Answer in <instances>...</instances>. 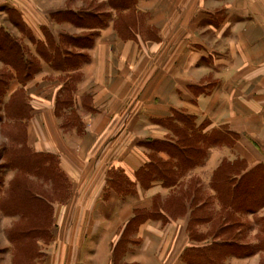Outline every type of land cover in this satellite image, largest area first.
Wrapping results in <instances>:
<instances>
[{"label": "crops", "instance_id": "1", "mask_svg": "<svg viewBox=\"0 0 264 264\" xmlns=\"http://www.w3.org/2000/svg\"><path fill=\"white\" fill-rule=\"evenodd\" d=\"M0 1L33 46L35 61L19 65L33 73L15 85L26 101L24 147L54 158L69 185L61 208L51 205L40 263L188 264V251L222 245L210 236L215 219L194 217L188 193L204 190L211 210L225 214L212 187L218 169L264 181L263 0L218 9L204 4L220 0H135L124 10L108 0ZM178 117L195 132L183 133ZM183 134L220 140L194 144L203 159L171 184L143 179L156 163L177 170L169 150L186 145ZM172 200L179 206L171 211ZM233 216L237 240L227 243L240 250L216 264H264V202ZM225 222L223 234L231 231Z\"/></svg>", "mask_w": 264, "mask_h": 264}, {"label": "rangeland", "instance_id": "2", "mask_svg": "<svg viewBox=\"0 0 264 264\" xmlns=\"http://www.w3.org/2000/svg\"><path fill=\"white\" fill-rule=\"evenodd\" d=\"M1 3L3 2L0 1V50L12 46L19 51V61H23L25 58L27 63L35 61L28 53V49H32L33 46L30 45L28 40L22 39L18 31L8 24L14 16L4 7V4ZM208 3L210 2H205V8L218 9L227 6L226 3H228V0ZM258 3L264 7L261 2ZM93 7L91 10L94 11ZM208 44L210 47H214L221 51V42L208 40ZM21 45L23 49H25L24 52L26 56H21L20 54V52H22ZM16 60V57L12 54L7 55L6 52L0 53V264H41L39 260L40 248L42 249L43 243H47L51 238V219L49 210H46V206L43 205L44 210H42L41 216L46 223L44 226L45 231L42 233L40 232L39 236L36 233L37 235L34 237L31 234L30 236L28 235L29 237H25V231L32 227L36 218L30 216L34 208H31V204L29 205L26 201L27 199L25 198L23 190L29 189L30 192L36 195H51L52 199L49 200V204H53V206L58 209L61 208L62 203H65L66 200L60 202L54 199L49 183H44L40 177L36 176L33 168H31V161L29 160L31 154L24 147L25 132L22 118L27 113L25 109V95L23 90L15 87L16 82L22 83L24 79L23 73L19 70V65ZM14 90L15 92L12 94ZM48 168H51V166ZM235 170L236 172L238 171L237 168ZM221 176L223 177V175L218 174V177ZM219 186L221 192L223 189L225 190L224 187L222 188V184ZM244 186L243 184L238 192L243 191ZM192 188L194 189L193 186L190 187L191 191L188 193V196H191ZM196 194L198 199L192 203V209L195 211L194 217H199L203 220L207 218V215H210L211 218L215 219L210 236H220V238L225 241L228 239L231 240L234 235L236 236L237 233L234 228L231 229L229 233L218 234V231H220V229L222 230L223 225V222H221L222 220L218 218L222 213L216 214L214 210H211L213 209L212 204L210 200L206 198L204 190L197 189ZM222 194L225 196L223 200L226 203H230L231 198H228L224 193ZM204 204H206V206L205 208L202 206V212H200L201 210H199L200 208L198 209L197 206ZM177 206H179V203L175 200H172L168 204V208L171 209V211L175 210ZM39 209L41 210V207ZM20 215H24L23 218H20ZM232 222L233 221H231V223ZM224 223L226 222L224 221ZM56 233L60 239L62 235H64L63 231H57ZM66 234L69 236L70 242L73 243V236H75V233L67 231ZM48 235L50 236L49 238H47ZM196 235L197 232L192 224L189 228V236L192 238V236L196 237ZM235 239L237 240L236 237ZM236 240L233 244L234 247H231L232 249L225 246H223L222 249L224 251H236V247H239V243H237ZM37 259L38 261H36Z\"/></svg>", "mask_w": 264, "mask_h": 264}, {"label": "trees", "instance_id": "3", "mask_svg": "<svg viewBox=\"0 0 264 264\" xmlns=\"http://www.w3.org/2000/svg\"><path fill=\"white\" fill-rule=\"evenodd\" d=\"M135 0H108V3L113 6L115 10H124L129 8V6L134 2ZM87 22V21H86ZM92 22V21H88ZM79 24V23H77ZM92 24V23H91ZM88 25V24H87ZM81 26V24H80ZM6 51V54H12L16 57V62L18 65H20V61L17 56V51L15 47H8L3 48ZM62 63V62H61ZM32 67H22V73H23V79L28 78L33 72ZM178 121L182 122L184 124L183 126V133H187V131H194L192 120L188 117H178ZM177 131L180 130L179 127L172 125ZM180 139H182L183 144H186L185 146H182V149L177 146H174L173 148H170L169 150L170 154L175 156L177 158V164H176V171L170 170L169 167H166L165 165L160 163V166L156 163L153 165H150V169L148 172H146L143 175V179L146 178H160L164 181V184H171L175 176H178L182 173H184L188 168H190L191 164H194L195 161L200 162L203 159L204 151L196 150L194 147V144H213L217 143L220 140V135H213V136H203L201 134H194L193 136H188L187 134H183L182 136L178 135ZM154 145H160L159 143H153ZM188 148V149H187ZM30 153V152H29ZM31 154V153H30ZM31 161V168H33V171L36 173L37 177H40L44 183L50 184V190L52 191V197L60 202H64L67 199L68 196V189L69 185L65 178L62 176V174L59 172L57 168V162L54 158L48 157V156H41V155H30ZM48 164V166H46ZM46 166V167H45ZM51 168H48L50 167ZM46 168V169H45ZM48 168V169H47ZM51 169V170H49ZM236 167H230L227 165L222 166L220 169H218L214 174V179L212 182V187L216 193V198L218 203L221 206V209L224 211L225 209H230L231 212L229 213H222L219 215V220L227 221L229 223V229H233L235 225H237L236 220H234L233 213L238 211H253L257 209L263 202H264V181L260 176L255 174L254 177H251L250 179H244L240 177L239 180L236 179V176H238L236 173ZM218 174L223 175V177H218ZM226 179V180H225ZM220 184H222V188L224 187L225 190L220 191ZM244 186L243 191L238 192L239 188ZM191 191V189H190ZM26 201L28 204H31V208L33 207L34 210L30 216L35 217V223L32 225V227L29 230H26L25 237H29L30 234L40 235V232H44L46 225L45 220L42 218V210H44L43 205L46 206V210H49V216L51 219V205L49 204V200H51V195L47 196L43 195H36L35 193L30 192L29 189L23 190ZM230 197V203H226L223 198V194ZM193 196L192 203L195 202L198 197L196 194V190L192 188L191 192ZM48 201H46V200ZM236 204V205H235ZM205 208L206 204L201 205L198 207V209ZM41 207V210L39 209ZM199 209V210H200ZM40 210V211H39ZM39 211V212H38ZM24 215H20V218H23ZM217 218V219H218ZM211 219V216L208 215L207 218H204L203 220ZM231 221H233L231 223ZM235 229V228H234ZM37 233V234H36ZM218 234H222V230L218 231ZM29 235V236H28ZM47 235V233H46ZM235 236V235H234ZM231 238V242L234 240V237ZM50 236L48 235L47 238ZM230 241V239H228ZM227 240V241H228ZM227 241H223L222 245H212L209 249L201 250V251H188L187 256L189 257L190 261L188 264H216V261L221 259L226 254H235V251H224L222 248L223 246L228 248H233L234 243H227ZM236 247V245H235ZM231 248V249H232ZM236 251L240 250L239 247H236ZM244 254L249 253L250 250L247 248H244Z\"/></svg>", "mask_w": 264, "mask_h": 264}]
</instances>
